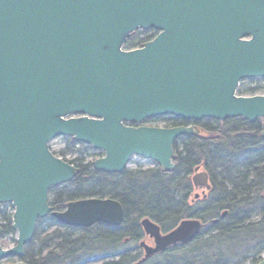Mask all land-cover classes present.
Instances as JSON below:
<instances>
[{
    "label": "water",
    "instance_id": "obj_1",
    "mask_svg": "<svg viewBox=\"0 0 264 264\" xmlns=\"http://www.w3.org/2000/svg\"><path fill=\"white\" fill-rule=\"evenodd\" d=\"M151 29L155 39L126 49L136 31ZM256 78H264V0H0V206L12 204L17 232L16 246L6 249L0 225V261L23 257L49 215L75 228L125 220L112 198L54 211L51 190L80 169L53 153V140L103 151L97 171L122 173L139 156L172 172L175 142L198 128L142 123L264 120V95H238L242 81ZM193 181L206 197L209 174L197 167ZM141 225L155 245L141 243L140 263L193 242L203 229L198 219L166 234L149 218Z\"/></svg>",
    "mask_w": 264,
    "mask_h": 264
},
{
    "label": "trees",
    "instance_id": "obj_2",
    "mask_svg": "<svg viewBox=\"0 0 264 264\" xmlns=\"http://www.w3.org/2000/svg\"><path fill=\"white\" fill-rule=\"evenodd\" d=\"M157 31L138 30L127 43L137 49L157 36ZM264 80V79H259ZM251 82L256 81L251 79ZM260 87L239 91L254 96ZM167 121V127L196 126L198 135L183 136L175 144L177 168L161 166L127 168L110 174L97 171L86 161L89 146L65 139L64 149L55 153L80 169L69 184L50 192L54 211L68 203L91 198H112L125 210L121 226L98 223L91 228L67 227L49 215L40 219L33 240L19 261L28 264H257L264 255V120L243 118L200 122L173 117L147 120ZM69 154L73 159L67 158ZM85 155V156H82ZM103 154L101 153V156ZM200 167L210 177L211 190L199 199L193 177ZM13 207H0L3 238L13 237ZM11 211V212H9ZM226 215L224 216V214ZM156 222L164 232L185 219L203 223L200 236L178 245L146 262L141 243L147 240L143 219ZM12 260V259H11ZM157 261V262H156Z\"/></svg>",
    "mask_w": 264,
    "mask_h": 264
},
{
    "label": "rangeland",
    "instance_id": "obj_3",
    "mask_svg": "<svg viewBox=\"0 0 264 264\" xmlns=\"http://www.w3.org/2000/svg\"><path fill=\"white\" fill-rule=\"evenodd\" d=\"M255 80L256 81H254V82H251L250 80L242 81L241 85L239 87V91L260 87L256 91L255 95H264V80H259V79H255ZM142 124L143 125H148V126H155V127H167V121H164V120H156V121L149 122V123H147V121H145ZM63 138H65V137H59V138L55 139L51 143L52 149L54 151H59V150L65 148L66 142H65V139H63ZM82 156H85V155H82ZM67 158L73 159L74 156L72 154H69ZM96 158H98V157L95 156V152L94 151L87 152V155H86V161L87 162H91V161L93 162ZM152 166H154V162L152 160H149V159H146V158H143V157H139V156H134L131 159L130 163L128 164V168H131V169H136V168H139V167H145L146 168V167H152ZM199 192H200L199 195H201L202 194V189H200ZM9 212H11V211H9ZM13 213H14V210H13ZM15 240H16V242L14 241L13 237L3 238L1 240V244L6 249L13 248L14 246H16V243H17V234L15 236ZM19 260H20V258H10V259H6V260L1 261L0 264L14 263V262H18ZM154 263H155V261H153V264ZM244 264H249V262H246Z\"/></svg>",
    "mask_w": 264,
    "mask_h": 264
},
{
    "label": "flooded vegetation",
    "instance_id": "obj_4",
    "mask_svg": "<svg viewBox=\"0 0 264 264\" xmlns=\"http://www.w3.org/2000/svg\"><path fill=\"white\" fill-rule=\"evenodd\" d=\"M199 188H202V192H203V190L205 189V188H203V187H199ZM160 226V225H159ZM161 230H162V228H161ZM170 232V231H169ZM162 233L163 234H166V233H168V232H164L163 230H162ZM147 236V235H146ZM147 244H149V245H151V246H154L155 245V241H154V239H152V238H150L149 236H147V240L145 241ZM140 247H141V250L143 251V253H144V255H145V249H144V247H142L141 245H140ZM155 256V255H154ZM153 256V257H154ZM152 258V257H151ZM140 263V262H139Z\"/></svg>",
    "mask_w": 264,
    "mask_h": 264
}]
</instances>
